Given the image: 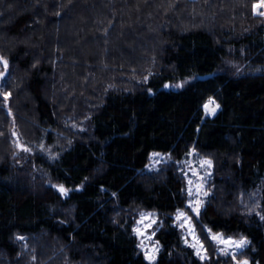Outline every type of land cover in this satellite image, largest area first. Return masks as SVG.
<instances>
[{"label": "trees", "instance_id": "1", "mask_svg": "<svg viewBox=\"0 0 264 264\" xmlns=\"http://www.w3.org/2000/svg\"><path fill=\"white\" fill-rule=\"evenodd\" d=\"M259 2L0 0L10 67L0 89L11 92L0 97V264H153L134 233L139 210L160 214L154 264H229L206 229L248 237V258L264 264ZM209 97L220 105L214 116ZM12 118L49 146L55 133L73 141L31 159L13 147ZM192 150L214 165L210 195L192 215L204 260L173 217L188 211L178 163ZM153 152L172 162L147 172ZM254 189L259 209L245 212L241 198Z\"/></svg>", "mask_w": 264, "mask_h": 264}, {"label": "rangeland", "instance_id": "2", "mask_svg": "<svg viewBox=\"0 0 264 264\" xmlns=\"http://www.w3.org/2000/svg\"><path fill=\"white\" fill-rule=\"evenodd\" d=\"M255 11L258 14V11L257 10H255ZM259 11H264V8L259 9ZM2 67H3L2 64H0V71H3ZM9 70H10V67H8L7 71H9ZM0 83H1V86H2V81L1 80H0ZM216 104H218V103L216 102ZM207 115H211V113H207ZM67 122L68 121L65 120L62 123L65 124ZM32 123H34V122H32ZM20 125L17 123L16 119H14V118L11 119V126L9 127L10 138L13 141L12 142L13 145H14L13 147L16 148V146L18 145L20 151H24V150H22V148L19 145H24V146L30 148L31 149L30 152H28V151H24V152L27 153V155L29 157H31V159L35 158V155L37 154L38 151H40V153H42L43 156L46 159H49L51 157L53 158L55 156V153H56L55 151H56V149L58 147H60V146L63 147V145H66L65 144L66 142H69V144L67 143V145H70L72 143V141H73L72 140L73 138L71 136H69V135L61 136V133H59V135L57 133H55L54 135H55V139L56 140L51 146H49L45 142L46 139L41 138V137H39V138L37 137L36 138V137L32 136L31 134H29V132H27L25 127H23V123H21ZM71 126L76 127V125H74V124H71ZM21 127H22L23 130L21 129ZM78 129L80 131H82L83 127H79L78 126ZM13 132H15L17 135H13ZM24 132H25L26 135L24 134ZM41 145H43V148L40 147ZM153 153H158L159 155L158 156H153L152 155ZM153 153L151 154L150 162H149V164L146 167V171L147 172H150V173L151 172H156V171L161 169V167H162V165L164 163L172 162V158H171L170 154L161 153V152H153ZM204 159H209V158L200 157L198 155V153H196L194 150H192L190 152L189 156L186 159H184L183 161L178 163V166H179V169H180L181 173L183 174V176L185 177V180H186L187 207H188L187 208L188 211H186V210H180V211L187 213V215L189 217H191L190 223L192 225H194L195 235L199 239V241L203 244L204 250H206V247H205L204 243L202 242V239H201V237L199 235L197 226L195 225L193 217H192L193 214H195L194 216H196L197 219L200 217L203 205L205 204V202L208 199V196L210 195L209 183H210V181L212 179V176H213L214 165H213V162H212L211 168H208L207 166H202L201 165V161L204 160ZM39 172H42L41 176L44 179L43 181L45 182L46 179L48 178V174H47L48 172L45 169H41ZM189 180L192 181L191 185H189V183H188ZM57 185L58 184H55V186H57ZM197 185L201 186L199 193H197V191H196ZM189 188L192 189V195H189V192H188ZM56 189L58 190L57 187H56ZM204 192H207L208 194L205 196V195H203ZM197 199H199V200H201L203 202L202 206L200 207L199 216H197L195 212L191 211L190 207H189V201L195 202ZM241 201H242L241 205L243 206L242 208H243V210L245 212L255 211V210L259 209V207H258L259 203H260L259 189H254L252 191L246 192L243 195V197L241 198ZM142 213L143 214H148V213H152L153 214L150 217L145 215L144 224L143 225L138 223L142 219V217H141ZM176 215H177V212L173 215L175 224L181 230L184 243L190 246L191 244L195 243V241L193 240L192 235L189 233L187 224H185V227H183V228L179 226L181 221H178L176 219ZM152 220H154L155 223H152L151 227H145ZM160 226H161L160 214H159L158 211H156V210H139L138 211L137 219H136L135 224H134V229L140 228V230L142 232H144L145 234L141 236V235H137V233L135 231H134V233L137 236L138 245H139L140 251L144 254V256H145L146 252L155 256V260L154 261H150L149 259H147L145 257L147 259V261H149L150 263H153V264L156 263V261L158 260L159 254H160L161 249H162L161 243L156 239L157 230L159 229ZM208 230L209 229H206V231L209 233ZM220 233H222L224 235V237H226V238L227 237H233V238L239 239L241 237L239 235L238 236L237 235H227V234H224L223 232H220ZM212 234H219V233H214V232L211 231L210 236ZM37 237H34L33 239L38 240ZM243 237H245V236H243ZM246 238L249 241V243L247 244L246 247H244L242 249H239V250H237V249H229L228 250V254H224L223 252L220 251L221 248L225 247L224 245L219 244L215 240H213V241L216 243L217 252L221 254V257H222L223 260H227L230 257L231 260H230L229 264H236V262L232 259V255H231V253L233 251H236L237 259H239V260L247 259L250 262V264H253L251 262V260L248 258L247 252H246V249H248L250 247V245H251V240L248 237H246ZM157 241L159 243H157ZM185 241H187V243ZM141 245H143V247ZM154 248L158 249V251L154 252L153 251ZM30 249L31 248H29V247H25V248L21 249V251H20L21 253H19V255L20 256L21 255L22 256L25 255V257H26V255L29 256ZM194 250H195V252H197L196 249H194ZM201 255H206V258H209L207 251H202ZM32 261L33 260L31 258V262Z\"/></svg>", "mask_w": 264, "mask_h": 264}, {"label": "snow or ice", "instance_id": "3", "mask_svg": "<svg viewBox=\"0 0 264 264\" xmlns=\"http://www.w3.org/2000/svg\"><path fill=\"white\" fill-rule=\"evenodd\" d=\"M254 10H257L258 11V14L259 15H262L264 16V11H259V9L261 8H264V0H260V2L258 4H255L254 6ZM0 64H2L3 66V71H0V80H4L6 78V73H7V70H8V60L5 59L2 55H0ZM184 84L183 83H180V84H176L175 87H183ZM165 87H172V85H165ZM0 96H3V99L5 102H7L11 96V92L9 91H3V89H0ZM209 105H214V107L212 108H209ZM204 109H205V112L206 113H211V114H215V110L216 108L219 107L218 104H216L215 100L211 97H209L208 99V102L204 104ZM9 112H11V109L9 108ZM13 135H17L15 132H13ZM22 150L24 151H28L30 152L31 149L24 146V145H19ZM41 148H43V145L40 146ZM195 151V150H194ZM153 156H158L159 154L158 153H153L152 154ZM201 165L202 166H207L208 168H211L212 166V160L211 159H204L201 161ZM207 174V173H206ZM189 185L192 184V181L189 180ZM58 188V190L64 194V195H67L69 189H66L63 185H57L55 186ZM200 185H197L196 187V191L197 193L200 192ZM188 192H189V195H192V189L189 188L188 189ZM208 193L207 192H204L203 195H207ZM202 201L197 199L195 202L193 201H189V207L191 209V211L195 212L197 216H199L200 214V207L202 206ZM145 215L147 216H152L153 214L152 213H148V214H141V221H139L138 223L143 225L144 224V218H145ZM262 219H264V216L261 217ZM176 219L178 221H181V223L179 224L180 227H185V224H187V227H188V230H189V233L192 235L193 237V240L195 241V243L191 244L190 246L194 249L197 250L196 254L198 256H200V258L203 260L206 258V255H201V252L202 251H206L204 250V247H203V244L199 241V239L196 237L195 235V229H194V225H192L190 223L191 221V217H189L187 215V213L185 212H181L179 209L177 210V215H176ZM152 223H155L154 220L150 221L145 227H151V224ZM134 231L137 233V235H144L145 233L142 232L140 230V228H136L134 229ZM209 233L211 234V230L209 229L208 230ZM154 234V233H153ZM150 238V237H149ZM17 239L19 240H24L25 238L23 236H18ZM211 239L212 240H215L217 241L219 244H222L224 245L225 247L221 248L220 251L223 252L224 254H228V250L229 249H242L244 247L247 246V244L249 243L248 239L246 237H243L241 236L239 239H236V238H233V237H224V235L222 233H219V234H212L211 235ZM187 243V241H185ZM157 243H159L157 241ZM143 247V245H141ZM153 251H158V249H153ZM232 255V259L236 262V264H250V262L247 260V259H243V260H239L237 259V255H236V251H233L231 253ZM145 257L147 259H149L150 261H154L155 260V256L154 255H151L149 253H145Z\"/></svg>", "mask_w": 264, "mask_h": 264}, {"label": "bare ground", "instance_id": "4", "mask_svg": "<svg viewBox=\"0 0 264 264\" xmlns=\"http://www.w3.org/2000/svg\"><path fill=\"white\" fill-rule=\"evenodd\" d=\"M214 105H209V108H212ZM220 106V105H219ZM220 111V107L216 108L215 110V114H211V115H216L218 112ZM191 210V209H190Z\"/></svg>", "mask_w": 264, "mask_h": 264}, {"label": "water", "instance_id": "5", "mask_svg": "<svg viewBox=\"0 0 264 264\" xmlns=\"http://www.w3.org/2000/svg\"><path fill=\"white\" fill-rule=\"evenodd\" d=\"M202 79L204 78V77H201Z\"/></svg>", "mask_w": 264, "mask_h": 264}]
</instances>
